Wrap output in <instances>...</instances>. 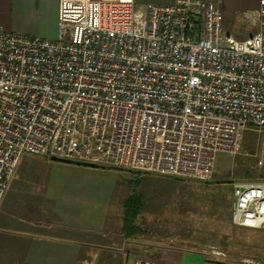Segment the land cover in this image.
<instances>
[{"label":"built area","instance_id":"obj_1","mask_svg":"<svg viewBox=\"0 0 264 264\" xmlns=\"http://www.w3.org/2000/svg\"><path fill=\"white\" fill-rule=\"evenodd\" d=\"M253 16L243 41L208 0H58L54 41L0 27V203L23 154L205 180L248 132L263 176L233 184L231 221L263 228L264 0Z\"/></svg>","mask_w":264,"mask_h":264},{"label":"rangeland","instance_id":"obj_2","mask_svg":"<svg viewBox=\"0 0 264 264\" xmlns=\"http://www.w3.org/2000/svg\"><path fill=\"white\" fill-rule=\"evenodd\" d=\"M167 1L135 0V8ZM250 16L231 15L222 23L223 35H250L256 25ZM256 141L244 133L239 152L218 153L205 180L23 154L0 204V264H74L88 257L91 264H159L165 250L192 251L208 264H264V227L231 221L233 184L263 176L255 168ZM136 177L141 184L135 188ZM134 193L143 207L137 235L125 240L123 203Z\"/></svg>","mask_w":264,"mask_h":264},{"label":"crops","instance_id":"obj_3","mask_svg":"<svg viewBox=\"0 0 264 264\" xmlns=\"http://www.w3.org/2000/svg\"><path fill=\"white\" fill-rule=\"evenodd\" d=\"M57 1L58 0H0V27H2L3 30L6 32L17 33L31 38H41L47 39L49 41H54L57 36ZM172 1L173 0H168L166 4H170L172 3ZM213 1L217 4L218 8L220 9L221 21L223 24L233 14H245L246 12L254 14L258 6V0ZM245 19L248 20V18ZM256 29L257 26L255 25V28L250 35H252L256 31ZM250 35L242 37L238 41H243L247 39ZM142 173L148 175L150 172ZM7 190L3 198L6 196ZM2 200L1 202H3ZM30 227H33L31 222L28 224V228ZM158 259L160 260L159 264H208L207 262L201 260L199 256L192 251L181 253L179 251L165 250L163 251V253L159 254ZM84 263L91 264L90 258L88 257L87 259L74 264Z\"/></svg>","mask_w":264,"mask_h":264},{"label":"trees","instance_id":"obj_4","mask_svg":"<svg viewBox=\"0 0 264 264\" xmlns=\"http://www.w3.org/2000/svg\"><path fill=\"white\" fill-rule=\"evenodd\" d=\"M97 167V166H95ZM134 174L139 173L143 174L142 172H135ZM175 180H179L178 177H174ZM134 187H138L141 184V180L139 178L133 179ZM143 207L142 197L138 194H132L129 196L126 201L123 203V213L121 219V234L124 239H132L134 238L137 233L138 229L135 224L136 219L138 218L139 214L141 213V209Z\"/></svg>","mask_w":264,"mask_h":264},{"label":"water","instance_id":"obj_5","mask_svg":"<svg viewBox=\"0 0 264 264\" xmlns=\"http://www.w3.org/2000/svg\"><path fill=\"white\" fill-rule=\"evenodd\" d=\"M52 161H60V162H66V163H71V164H75V165H84V166H91V167H95L97 165H93V164H87V163H80V162H73V161H67V160H61L55 157H51Z\"/></svg>","mask_w":264,"mask_h":264}]
</instances>
